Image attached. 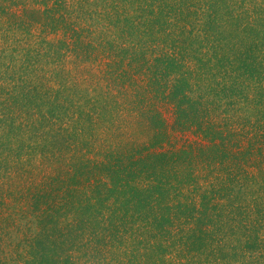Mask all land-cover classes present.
I'll return each instance as SVG.
<instances>
[{
  "label": "trees",
  "instance_id": "16d2710c",
  "mask_svg": "<svg viewBox=\"0 0 264 264\" xmlns=\"http://www.w3.org/2000/svg\"><path fill=\"white\" fill-rule=\"evenodd\" d=\"M0 264H264V0H0Z\"/></svg>",
  "mask_w": 264,
  "mask_h": 264
}]
</instances>
